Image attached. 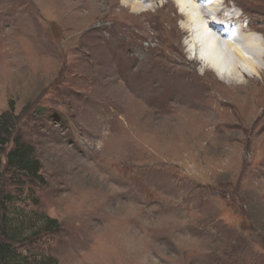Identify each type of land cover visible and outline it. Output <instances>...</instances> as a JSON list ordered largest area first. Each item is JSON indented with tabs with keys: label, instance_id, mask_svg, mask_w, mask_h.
Listing matches in <instances>:
<instances>
[{
	"label": "rangeland",
	"instance_id": "374dc122",
	"mask_svg": "<svg viewBox=\"0 0 264 264\" xmlns=\"http://www.w3.org/2000/svg\"><path fill=\"white\" fill-rule=\"evenodd\" d=\"M125 1L0 0V114L13 103L46 181L8 180L11 207L36 230L57 221L25 248L56 264H264V84L194 63L174 1ZM223 1L264 34V0Z\"/></svg>",
	"mask_w": 264,
	"mask_h": 264
},
{
	"label": "bare ground",
	"instance_id": "6f19581e",
	"mask_svg": "<svg viewBox=\"0 0 264 264\" xmlns=\"http://www.w3.org/2000/svg\"><path fill=\"white\" fill-rule=\"evenodd\" d=\"M137 1L131 5L145 10L154 0ZM172 1L184 18V30L192 32L189 52L194 63L201 62L204 69L248 93L252 84H264V34L250 19L244 23L243 15L223 0Z\"/></svg>",
	"mask_w": 264,
	"mask_h": 264
},
{
	"label": "trees",
	"instance_id": "16d2710c",
	"mask_svg": "<svg viewBox=\"0 0 264 264\" xmlns=\"http://www.w3.org/2000/svg\"><path fill=\"white\" fill-rule=\"evenodd\" d=\"M19 120L20 115L16 114L13 103L0 114V264H56L57 259L53 256L36 250L28 252L25 246L56 229L57 221L44 217L46 221L40 227L44 228L36 230L35 224L29 225L31 220L19 207H11L19 195L9 188V184L20 190L28 183L46 182L34 145L18 131Z\"/></svg>",
	"mask_w": 264,
	"mask_h": 264
},
{
	"label": "clouds",
	"instance_id": "9594fccd",
	"mask_svg": "<svg viewBox=\"0 0 264 264\" xmlns=\"http://www.w3.org/2000/svg\"><path fill=\"white\" fill-rule=\"evenodd\" d=\"M122 3H125V0H122Z\"/></svg>",
	"mask_w": 264,
	"mask_h": 264
}]
</instances>
